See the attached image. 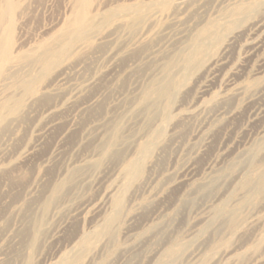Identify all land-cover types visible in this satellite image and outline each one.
I'll return each mask as SVG.
<instances>
[{
  "label": "rangeland",
  "instance_id": "rangeland-1",
  "mask_svg": "<svg viewBox=\"0 0 264 264\" xmlns=\"http://www.w3.org/2000/svg\"><path fill=\"white\" fill-rule=\"evenodd\" d=\"M263 1L90 0L89 13L99 17L92 31L71 46L64 42L46 68L23 61L11 67L14 76L4 73L0 264H53L77 233L99 227L120 197L116 239L93 245L84 256L91 258L75 264H152L160 248L178 250L186 241L193 243L182 264H264V189L243 186L264 172ZM13 2L20 6L4 29L16 53L33 50L73 16L74 0ZM139 2V22L104 17ZM175 55L179 67L169 74L182 91L161 134L141 102ZM29 77L34 96L21 86ZM114 123L120 142L105 155ZM150 144L151 157L131 169L129 183L122 169ZM75 170L77 179L50 199L53 186ZM223 202L236 210V225L209 221Z\"/></svg>",
  "mask_w": 264,
  "mask_h": 264
},
{
  "label": "bare ground",
  "instance_id": "bare-ground-1",
  "mask_svg": "<svg viewBox=\"0 0 264 264\" xmlns=\"http://www.w3.org/2000/svg\"><path fill=\"white\" fill-rule=\"evenodd\" d=\"M1 2L3 3V5H0V77L3 76L4 73H6V74L9 75V72L11 73V71H10L12 69L11 67H13V65L18 64V63H21L23 61H27L28 64L31 63L32 65L35 64V63L36 64L38 63L41 66H44V68H46V66L48 67L49 64L52 62V60L54 59L55 56H57V57L59 56L60 57L61 54H63L60 51V46L64 42H66V41L69 40L68 46H71L72 43H74L73 40L75 39V37L80 38L83 35L87 34L88 32L92 31L93 28L98 25L97 23L99 21V17L96 14L95 15H91L93 13H91V14L89 13L90 0H74V3L72 2L73 3V6H72L73 16H72V18H70L66 22L65 26L63 28H61L60 31H58L56 34H53L50 38H47L43 42L39 43V45H37L36 48L35 47H34V49L32 48L33 50H30V51L25 52V53H16L15 50H13V48L10 45L9 37L5 36V30L7 28L4 29V23H5L6 20H9V23H10L13 14L15 13L16 9L20 5L18 3L13 2V0H2ZM143 3H140L139 2L138 4L136 3L135 5H131V6L128 5V8H126L127 6L125 8H123V9H120L119 8V12H118V10H116L117 12L115 11V13L107 12V14L104 15V17H105V19L108 22L111 21V20H113V19L115 20V18H117V17H123V18L125 17L126 18L125 21L128 20L127 18H129V19H132L133 22H139L141 20L142 16H144V8H143L144 7L143 6L144 4ZM253 3H255V2H253ZM263 3H264V1H263ZM261 4H262V2H261ZM151 7H154V6L152 5ZM255 7H257V6H255ZM116 9H118V8H116ZM113 10H115V8L112 9V10H110V11H113ZM149 11H150V9H149ZM90 12H91V8H90ZM7 23H8V21H7ZM123 23H125V22H123ZM234 23H236V22H234ZM227 30H228V28H227ZM220 38H219V40H220ZM65 44L67 46V42ZM62 47H64V45ZM65 47H64V50H65ZM64 50L62 49V51H64ZM69 50H70V48H69ZM188 54H189V52H188ZM175 56H174V58L172 57V59L169 57L170 58V61H168L167 64L165 62V66L163 67L164 68L163 69L164 70V75H165L164 78L163 79H160V80L156 79V80H154L151 83V85L148 87V90H146L145 91V94H143L144 96H143V100L141 102V106H142L141 107V111H143L146 114V116H147L146 118L148 120L150 119V121L151 120H154V119H157L158 120V125H157L158 128L157 129H158V132L161 133V134L165 131V129H167L168 123L170 122V120H172V109H173L172 107L175 104L172 105L171 103L174 102V100H175L176 97H178L179 91L180 92L182 91V90H180V87H181V84L179 83L180 81L179 82L175 81V79H177V78L174 79V77L173 76H170V74H169V71L171 70V68H178L179 67L176 64V60H177L178 57L177 56L175 57ZM55 61H57V60H55ZM191 63H192V61H191ZM186 67H184V70H185ZM19 68H20V66H19ZM28 68H30V67H28ZM39 70H40V68H39ZM41 71H43V70H41ZM14 72H15V69H14ZM181 72H179V73H181ZM17 73H19V72H17ZM15 74H16V72L14 74L12 72L10 75L11 76H14ZM21 74H22V72H21ZM184 74H185V72H184ZM18 76H20V75H18ZM5 78H7V77H5ZM24 80H26V81L23 84H21V86L24 88L25 94H33L32 96L36 95L35 90L38 89V87L36 89L35 88H30V85L34 83L35 78L29 77L28 79L27 78H24ZM32 96L30 95V97H32ZM204 104L206 105V103H204ZM14 112H15V110L14 111H9V114H14ZM5 113H6L5 111L3 113H0L1 114L0 115V125L3 124V121L6 118V114ZM173 116H174V114H173ZM118 125L119 124H117V123L116 124L115 123L113 124L112 128L109 129L110 130L109 136L106 138L105 142H103V144H102L103 145L102 146V148H103L102 149L103 150V154H105V155L108 154L109 152H112L111 149H113L120 142L121 136L119 134L120 131H119ZM156 144H158V143H156ZM144 145H146V144H144ZM151 146H152V144H150V147L149 146H141L140 149H139V152H140L139 153L140 154L139 157L137 155L136 156V158L138 157L137 159L136 158H132L134 160H132L129 165L125 166L122 169L123 173L126 175L125 178L128 179V182L129 183H131V176L133 178L134 174L136 172H138L143 167V164L145 163V161L147 160V158L150 156L151 149H152ZM263 146H264V140H263V143L261 142L258 145V148H262ZM153 148L155 149L154 146H153ZM131 169H134L135 170V173L133 175L130 174V173L133 172V171L131 172ZM253 171H255V170H253ZM76 173H77V170L73 171L69 177H67V178H65L63 180L62 183L55 184L53 186V188L51 189V196L52 197L50 199H54L55 200V198L58 195H60L61 192H63L62 191V188L64 186L65 187H66V185L68 186L69 183L72 180H74L75 178L77 179L76 176L74 177V175ZM73 177H74V179H73ZM254 185L255 186H260L262 189H264V172H257L255 174H252V176L248 177L247 180L243 184V186L244 187H247V188H249V186H254ZM126 189H124V190L126 191ZM249 190H252V189L249 188ZM123 194H125V193H123ZM115 199H117V198H115ZM50 201H47L44 204V208L42 210V215L43 216L37 217L34 220L35 221L34 222V229H35L36 234L34 235L33 241L30 244L31 247L34 245V243L36 241L37 234L41 231V228L43 227V217H44L45 213L47 212V210L49 208ZM122 206H123V198L120 197L119 199H117L113 203L112 208H111L112 211H111V213L108 216L105 217L104 222L102 224H100L99 227L97 226V228L92 229V231L89 232V234H87V232L86 233L85 232H82L81 234L77 233L76 239L74 240V243H72V246L70 247V249L66 250L65 252L62 251L63 253L59 257V259L56 262H54L53 264H75L76 262H79L82 259V257H84L86 255V253H89L88 251L91 248H93V245H97L98 243H100V242H102V241H104L105 239H108V238H110V240H115L116 239V237L114 238V231L115 230L113 231V228H114V225H117L116 224L117 221L119 222V218H121L120 216H121ZM220 218L227 219L230 223H232L234 225L237 224L236 210L231 207V205L229 204V202H223L222 205L217 206V209L215 210V213H214L213 217L211 218L212 220L210 219L209 221L214 222L216 219H220ZM237 226H239V225H237ZM91 238H95L97 241L96 242H91L90 241ZM108 241H109V239H108ZM191 243H193V242H187L186 241V244L184 246L183 245L180 246V248H178V250L177 249H169L167 251L166 250L164 251V250H162L160 248V250H162V251L159 250V252H157V255L155 257V260L153 261L152 264H182L181 263L182 262L181 261L182 260V257L185 256V255H187L186 254L187 251H188L187 248L188 249L190 248L189 245ZM94 248H95V246H94ZM97 250L98 249H96V251ZM92 253H95V252H92ZM88 255H90V254H88ZM86 257H84V258H86ZM90 258L91 257H89V259ZM26 264H29V263H26Z\"/></svg>",
  "mask_w": 264,
  "mask_h": 264
}]
</instances>
